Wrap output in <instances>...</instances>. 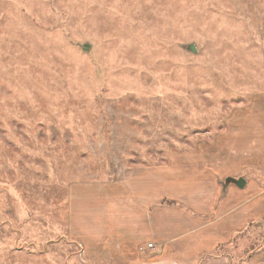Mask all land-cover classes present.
<instances>
[{
	"label": "rangeland",
	"instance_id": "rangeland-1",
	"mask_svg": "<svg viewBox=\"0 0 264 264\" xmlns=\"http://www.w3.org/2000/svg\"><path fill=\"white\" fill-rule=\"evenodd\" d=\"M170 162L165 204L250 237L176 263L264 264V0H0V264H136L110 213Z\"/></svg>",
	"mask_w": 264,
	"mask_h": 264
},
{
	"label": "crops",
	"instance_id": "crops-1",
	"mask_svg": "<svg viewBox=\"0 0 264 264\" xmlns=\"http://www.w3.org/2000/svg\"><path fill=\"white\" fill-rule=\"evenodd\" d=\"M128 176L131 180L129 186L133 188L130 192H126L124 205L110 213V233L108 236L110 237L113 233L115 237H120L122 242H126L123 228L113 231L121 219H125L123 226L126 228V232L129 230L128 232L133 238L149 234L146 236V244L150 240L155 247L153 249L152 246L150 249L146 248L141 251V256H138L135 250L131 251V256L126 255L130 263L133 261L136 264H178L176 260L180 259L184 253L185 256L187 253L189 257L199 258V254H206L219 244L229 242L232 236L244 227V212L241 210V213L238 214V208L235 215L232 213L230 217L224 220V224L222 220L216 222L218 220L217 215H215L217 218H209L208 215H212V208L219 205L217 201H213V204L207 208L210 210L206 209L204 215L202 210L199 211V217H190L181 213L175 203L167 205V203L162 202L165 198L176 201V182L180 180L176 178V162H170L163 167L139 169L130 172ZM125 178L128 179L127 176ZM208 195L209 193L203 195V192L199 190V193L194 195L192 202L201 203L203 201L205 203ZM118 201L121 202V200ZM199 207L202 208L203 206ZM196 229L200 232L190 242L189 238L180 242L184 231L193 230L195 234ZM149 236L154 237L149 238ZM142 240L138 239L135 242H142ZM122 245L124 246V244ZM109 250H112L111 247ZM112 252L114 253V250ZM153 252L154 254H152ZM150 254L153 255L150 257L153 258L151 260L147 259ZM112 256L113 259L111 260L115 264L117 256H125V254L120 252ZM122 261L124 262V260Z\"/></svg>",
	"mask_w": 264,
	"mask_h": 264
},
{
	"label": "water",
	"instance_id": "water-1",
	"mask_svg": "<svg viewBox=\"0 0 264 264\" xmlns=\"http://www.w3.org/2000/svg\"><path fill=\"white\" fill-rule=\"evenodd\" d=\"M82 50H87L88 49V44L84 43L81 45ZM182 48L191 51V52H196L197 49L195 48L193 43H187V44H183ZM230 184H234L236 187L238 188H243L246 184V181L242 178V177H231L228 176L226 177L223 181H221L220 185H221V194L225 195L226 193V188L230 185Z\"/></svg>",
	"mask_w": 264,
	"mask_h": 264
},
{
	"label": "trees",
	"instance_id": "trees-1",
	"mask_svg": "<svg viewBox=\"0 0 264 264\" xmlns=\"http://www.w3.org/2000/svg\"><path fill=\"white\" fill-rule=\"evenodd\" d=\"M162 202H165V200H163ZM167 203H172L173 204V201H167ZM242 234V235H241ZM241 234L239 233H235L232 237V248H237V250L239 249V246L240 248L243 250V253L245 252V248H247V246L245 247V239L246 241H249L250 242V237H247L245 238V235H244V232H242ZM245 238V239H244ZM231 245L229 244H225L224 246L223 245H220L219 248H224L225 250L228 249V247H230ZM245 247V248H244ZM218 248V249H219Z\"/></svg>",
	"mask_w": 264,
	"mask_h": 264
},
{
	"label": "built area",
	"instance_id": "built-area-1",
	"mask_svg": "<svg viewBox=\"0 0 264 264\" xmlns=\"http://www.w3.org/2000/svg\"><path fill=\"white\" fill-rule=\"evenodd\" d=\"M145 247H152V244L149 242L146 244ZM141 248V251H143V246H140L139 249Z\"/></svg>",
	"mask_w": 264,
	"mask_h": 264
}]
</instances>
